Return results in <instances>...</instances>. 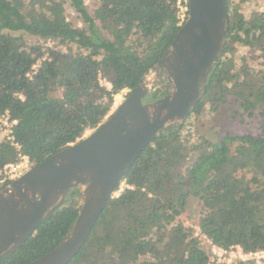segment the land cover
I'll return each mask as SVG.
<instances>
[{"label":"trees","instance_id":"trees-1","mask_svg":"<svg viewBox=\"0 0 264 264\" xmlns=\"http://www.w3.org/2000/svg\"><path fill=\"white\" fill-rule=\"evenodd\" d=\"M176 1L97 0L90 12L85 0H0V112L17 120L19 145L0 140V169L20 153L38 163L102 123L115 95L131 90L169 48L183 22ZM246 1L227 0L223 52L187 116L206 111L220 122L256 113L259 132L210 140L191 136L184 120L158 131L66 264H208L199 239L179 220L189 197L197 199V226L213 244L264 250V8L246 17ZM68 8L82 26L68 19ZM168 85L145 100L161 97ZM80 194L71 188L0 264H24L56 247L77 216Z\"/></svg>","mask_w":264,"mask_h":264},{"label":"water","instance_id":"water-1","mask_svg":"<svg viewBox=\"0 0 264 264\" xmlns=\"http://www.w3.org/2000/svg\"><path fill=\"white\" fill-rule=\"evenodd\" d=\"M187 2L188 12L169 48L104 121L0 190V262L66 202L71 188L79 187L80 208L69 232L52 250L24 264L69 262L142 149L158 131L181 123L200 100L226 41L227 0ZM160 76L169 90L145 101Z\"/></svg>","mask_w":264,"mask_h":264},{"label":"rangeland","instance_id":"rangeland-1","mask_svg":"<svg viewBox=\"0 0 264 264\" xmlns=\"http://www.w3.org/2000/svg\"><path fill=\"white\" fill-rule=\"evenodd\" d=\"M85 4L87 5L88 10L91 12L93 8L97 5V0H85ZM264 8V0H249L246 1L241 5V12L248 17L252 12L259 11ZM67 15L68 19L72 18L73 24L77 26H82L81 20L77 17L76 13L73 11L72 8L67 9ZM29 40H34V38L27 36ZM240 53L247 51L249 53L247 48L240 47L239 48ZM152 73H149L148 75L151 76ZM168 82L163 76H160L153 84L152 87L156 88H165L164 85H166ZM169 84V83H168ZM170 88V85H168V90ZM128 93V92H127ZM125 96H115V100L117 101L116 104L112 106L113 109L121 102V100L124 99ZM109 113V114H110ZM259 116L255 113L253 117L249 118H238V119H229L225 118L220 122H214L210 121L206 116V111L203 114H200L198 116H195L194 114H191L189 116H186L183 123H184V130H189L191 136L193 134L197 136H206L210 140H218L223 134L225 133H233V134H257L260 130L259 128ZM91 132V130H87L84 135H87ZM186 133V132H185ZM125 186V184L120 183L119 190L115 191L114 195H117L122 188ZM200 205L196 198L189 197L187 199V204L185 206L184 212L179 216V220L182 221V223L192 229V233L195 235V232H197V223L200 216ZM200 245L208 251L207 245L205 243H202L201 240H199ZM227 259V257H226ZM220 259L219 263H216V259L212 264H232L235 260L226 263L225 261H222ZM218 262V261H217ZM255 262V261H254ZM261 264H264V260Z\"/></svg>","mask_w":264,"mask_h":264},{"label":"built area","instance_id":"built-area-1","mask_svg":"<svg viewBox=\"0 0 264 264\" xmlns=\"http://www.w3.org/2000/svg\"><path fill=\"white\" fill-rule=\"evenodd\" d=\"M177 8L180 13L181 20L184 21L186 16V11L188 9V2L187 0H177L176 1ZM36 66H34L35 68ZM128 90L124 89L115 96H126ZM117 101L114 98V104H116ZM17 123V120L14 118H11L9 113L7 111L0 112V140H6L10 142V144L14 145L16 149H19L18 143L14 141L13 137V126ZM30 161L28 156L25 154L20 153L18 155V160L14 162H9L5 164L0 169V190L8 184L11 180L17 178L22 173H24L29 167H30ZM123 183V182H121ZM124 184V183H123ZM119 190V189H118ZM115 193V192H114ZM195 236L202 241V243H205L208 248V255H209V263L212 264L214 260L216 259V263H219L220 259L223 258L222 261H225L226 263H229L233 259L235 261H242L246 264H261L264 260V250H258L254 252H244L240 247H231L229 249H224L222 247H219L211 242L210 239L207 238L206 235L202 234L197 226V232H195ZM227 257V259H226ZM218 261V262H217ZM231 261V262H232ZM255 261V262H254ZM253 262V263H252Z\"/></svg>","mask_w":264,"mask_h":264},{"label":"flooded vegetation","instance_id":"flooded-vegetation-1","mask_svg":"<svg viewBox=\"0 0 264 264\" xmlns=\"http://www.w3.org/2000/svg\"><path fill=\"white\" fill-rule=\"evenodd\" d=\"M156 99V98H155ZM154 100V99H153ZM146 101V100H145ZM149 101H151V100H149Z\"/></svg>","mask_w":264,"mask_h":264}]
</instances>
